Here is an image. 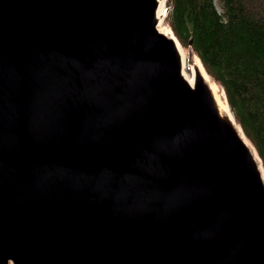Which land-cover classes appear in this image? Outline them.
Segmentation results:
<instances>
[{
    "label": "water",
    "instance_id": "95a60500",
    "mask_svg": "<svg viewBox=\"0 0 264 264\" xmlns=\"http://www.w3.org/2000/svg\"><path fill=\"white\" fill-rule=\"evenodd\" d=\"M159 7L0 0V264H264V168Z\"/></svg>",
    "mask_w": 264,
    "mask_h": 264
},
{
    "label": "trees",
    "instance_id": "16d2710c",
    "mask_svg": "<svg viewBox=\"0 0 264 264\" xmlns=\"http://www.w3.org/2000/svg\"><path fill=\"white\" fill-rule=\"evenodd\" d=\"M168 0L166 24L223 88L264 168V0Z\"/></svg>",
    "mask_w": 264,
    "mask_h": 264
},
{
    "label": "bare ground",
    "instance_id": "6f19581e",
    "mask_svg": "<svg viewBox=\"0 0 264 264\" xmlns=\"http://www.w3.org/2000/svg\"><path fill=\"white\" fill-rule=\"evenodd\" d=\"M166 1L167 0H159L160 3V7L158 10V30L163 33L164 35H166L167 37L171 38L174 40V42L176 43V46L178 47V50L180 52L182 61H183V67H182V71L184 76L187 78L188 82L194 86L196 84V81L198 78H200L203 83L208 87V89L210 90L212 96L214 97V100L216 102V105L218 107V110L220 112V114L226 118H228L232 124L234 125L235 129L237 130L238 134L240 135V137L242 138V140L245 142V144L248 146L252 156L254 157V159L256 160V162L260 165V168L263 167L262 166V162L261 159L256 151V149L252 146L251 148V143L250 145L248 144L249 141L247 140V138L245 137V133L242 130L240 124L237 122L233 112L231 111L230 105L227 101V97L225 92L223 93L221 91V88L211 77L210 75L207 73V71L205 70L201 60L198 58L197 55H195V58H193L190 62V67H191V72H188L187 69V57L186 54L184 52V47L180 44L179 40L177 39V37L175 36V34L173 33L172 29L169 27V29L164 30L162 28V24L164 23L165 19H164V9H165V5H166ZM166 23V21H165ZM221 88V89H220ZM248 141V142H247Z\"/></svg>",
    "mask_w": 264,
    "mask_h": 264
},
{
    "label": "rangeland",
    "instance_id": "374dc122",
    "mask_svg": "<svg viewBox=\"0 0 264 264\" xmlns=\"http://www.w3.org/2000/svg\"><path fill=\"white\" fill-rule=\"evenodd\" d=\"M216 4H217V8H218V10H219V12H222V8H221V3H220V0H216ZM168 9H170V7H169V5H168V0L166 1V5H165V13L168 11ZM166 18L167 17H165V21H166ZM165 21H164V23L162 24V28L164 29V30H167V29H169V27L167 26V24L165 23ZM184 50V52H185V54H186V57H187V60H188V63H187V69H188V72L190 73L191 72V67H190V62H191V60L193 59V58H195V53L193 52V50L192 49H190V48H184L183 49ZM221 87V86H220ZM222 88V87H221ZM220 88V89H221ZM221 91L223 92L224 90L223 89H221ZM224 93V92H223ZM227 99V98H226ZM245 137L247 138V140L249 141V145H250V143H251V148H252V146L254 147V145L252 144V142L248 139V137L245 135ZM247 141V142H248ZM263 165V164H262Z\"/></svg>",
    "mask_w": 264,
    "mask_h": 264
}]
</instances>
